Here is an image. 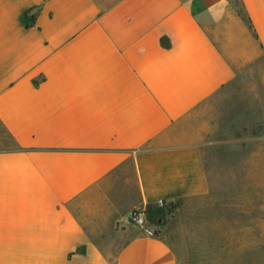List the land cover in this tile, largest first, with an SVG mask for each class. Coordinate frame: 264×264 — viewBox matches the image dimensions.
I'll return each mask as SVG.
<instances>
[{
	"label": "crops",
	"instance_id": "obj_1",
	"mask_svg": "<svg viewBox=\"0 0 264 264\" xmlns=\"http://www.w3.org/2000/svg\"><path fill=\"white\" fill-rule=\"evenodd\" d=\"M240 2L0 0V264H180L169 208L206 197L241 195L240 226L261 228L264 0ZM255 64L232 106L258 113L232 149L239 183L208 166L190 116Z\"/></svg>",
	"mask_w": 264,
	"mask_h": 264
},
{
	"label": "rangeland",
	"instance_id": "obj_2",
	"mask_svg": "<svg viewBox=\"0 0 264 264\" xmlns=\"http://www.w3.org/2000/svg\"><path fill=\"white\" fill-rule=\"evenodd\" d=\"M112 1V0H106ZM243 12L240 0H232ZM259 75L255 64L244 69L243 79L237 85L226 86L204 101L190 116L191 126L201 131L205 138L204 153L208 166L217 164L219 170L234 175L241 182V157L233 158V147L240 143L244 135L257 134L258 113L254 108L245 107L236 111L232 106L250 99L252 87H256ZM240 108V107H239ZM4 129L0 124V145L12 141L2 136ZM264 135V60L261 61V136ZM243 142H247V139ZM229 150V159L226 150ZM261 155H264V141L261 140ZM264 164H261V167ZM261 228H242L241 195L225 196L211 200L210 197L191 203H180V208H169L167 226L163 235L174 246L180 264H210L211 258L222 251L243 252L249 257V264H264V180H261ZM219 222L218 224H216ZM218 225V226H217ZM239 225V226H237ZM261 237L255 243L254 237ZM256 239V238H255Z\"/></svg>",
	"mask_w": 264,
	"mask_h": 264
},
{
	"label": "built area",
	"instance_id": "obj_3",
	"mask_svg": "<svg viewBox=\"0 0 264 264\" xmlns=\"http://www.w3.org/2000/svg\"><path fill=\"white\" fill-rule=\"evenodd\" d=\"M160 203L163 204L164 203V200L163 199H160ZM144 208L141 207V206H137L135 207L130 215H129V220L136 224V225H139V226H142V227H146V218H145V215H144ZM146 229L149 231V232H152V229L146 227Z\"/></svg>",
	"mask_w": 264,
	"mask_h": 264
},
{
	"label": "trees",
	"instance_id": "obj_4",
	"mask_svg": "<svg viewBox=\"0 0 264 264\" xmlns=\"http://www.w3.org/2000/svg\"><path fill=\"white\" fill-rule=\"evenodd\" d=\"M33 20H34V16H33Z\"/></svg>",
	"mask_w": 264,
	"mask_h": 264
}]
</instances>
